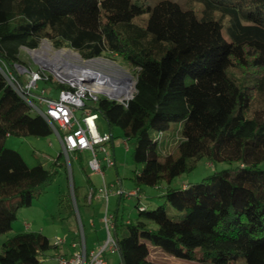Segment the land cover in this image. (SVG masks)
<instances>
[{
  "label": "trees",
  "instance_id": "16d2710c",
  "mask_svg": "<svg viewBox=\"0 0 264 264\" xmlns=\"http://www.w3.org/2000/svg\"><path fill=\"white\" fill-rule=\"evenodd\" d=\"M189 1L201 3L200 15L171 0H0V238L66 165L61 152L50 168L29 167L6 146L8 136L53 133L2 71L25 65L23 47L48 40L83 59L116 56L133 74L128 102L100 96L95 109L111 134L117 127L133 141V159L142 165L132 178L138 193L170 185L202 159L231 165L200 183L168 187L155 209L139 204L135 222L119 225L117 210L121 263L152 264L154 246L203 264H264V0ZM144 14L140 25L135 19ZM173 122L182 124L183 140L160 151L151 131ZM88 184L94 198L97 188ZM72 192L78 203L75 185ZM168 206L182 218H169ZM52 248L58 250L41 232L17 233L2 242L0 264H41Z\"/></svg>",
  "mask_w": 264,
  "mask_h": 264
},
{
  "label": "rangeland",
  "instance_id": "374dc122",
  "mask_svg": "<svg viewBox=\"0 0 264 264\" xmlns=\"http://www.w3.org/2000/svg\"><path fill=\"white\" fill-rule=\"evenodd\" d=\"M133 1L143 5H154L161 0ZM171 1L183 5L185 8L194 9L197 11L198 15L201 14V3H190L189 0ZM148 18L149 14H144L136 18L135 21L140 25H144ZM45 42L46 41H43L38 48L42 54L46 51V47H51L52 51H61L59 55L66 60L80 58L77 52H71L69 49H55L50 42H48L49 44H44ZM44 56L50 57L46 54H44ZM21 59L25 64L31 63V66H34L31 62V56H29L24 49H22L21 52ZM106 59L113 60L115 62L114 64H117V66L119 65V69L126 70L127 73L134 77L129 68L120 62L116 56H108ZM113 70H115V68H113ZM50 72L52 73V71ZM51 80L52 81H40L38 89H35L33 92L35 94H40L43 89L49 90L50 87H52L48 96L58 97L60 90L57 87L58 81L55 79V76H52ZM23 81L25 82V78H23ZM41 109L44 110L45 107L42 105ZM31 114L35 115L36 112L34 111ZM76 115L78 118H81L83 116V111H77ZM97 123L101 133L111 132L104 117L101 116ZM112 134L114 137L113 145L110 144L108 150L109 153L114 156L116 166L108 167L104 162L102 163L104 180L100 175L91 172L88 165V161L91 158L90 152L71 153L70 164L66 160V155L64 153L66 165L57 167V173L54 179L45 187L42 194L34 198L30 206L21 208L18 211L17 219L12 226V231L0 238V250L4 240L17 233L26 232V230L41 232L49 238L52 245H55L58 239L66 241L65 244L58 247V250L52 248L47 251L42 257L41 264H57L58 255L72 254L75 249L69 247L71 241L81 243L84 239L88 250L99 249L105 245L108 239V232L103 223L106 201L104 198L99 199L98 197L94 198L92 203L84 201L89 189L88 182L89 180L92 181L97 189L101 188L105 182L108 186H115L114 189L110 188V191L121 189L127 193L136 189L132 178L136 171L142 169V165L136 164L133 159V141L128 140V145L126 147V138L120 128H114ZM151 136L157 137L160 151L170 153L183 140L182 124L180 122H173L170 124L169 129L164 132L159 133L151 131ZM6 146L18 151L29 167L41 163L45 167L50 168L57 156L63 152L61 143L54 132L48 137L8 136L6 139ZM99 158L102 160L103 154L99 153ZM230 166L231 165L227 163L212 164L206 159H202L198 162L197 167L193 171L176 177L170 185L164 183L159 189L146 186L142 187V191L139 194L140 197L124 196L119 200V196L110 195L109 210L114 213L118 210L119 225L129 221L135 222L139 218V204L146 205L148 209H155L165 203L162 194L168 187L181 188L184 184L193 185L200 183L205 177L214 172L229 168ZM261 167L264 168V163L261 164ZM73 185L78 189L79 202L77 205L74 204L72 192ZM167 215L171 219L179 220L182 218L183 212H179L171 206H168ZM150 228L156 229L157 226L152 223ZM112 234H114L113 231ZM151 249H157L150 254L152 264H203L198 261L195 262L176 258L167 254L159 247L152 246ZM104 256L108 264H122L119 253L105 252ZM239 264H243V260H240Z\"/></svg>",
  "mask_w": 264,
  "mask_h": 264
},
{
  "label": "built area",
  "instance_id": "2783aa9c",
  "mask_svg": "<svg viewBox=\"0 0 264 264\" xmlns=\"http://www.w3.org/2000/svg\"><path fill=\"white\" fill-rule=\"evenodd\" d=\"M44 41H46L44 44H49L48 40ZM22 49L31 56L34 66H31V63L16 65L15 72L6 67L2 71L7 82L33 111L50 123L68 163L71 162V153L90 152L91 158L88 165L91 172L100 175L104 180L102 163L104 162L108 167L116 166V160L108 150L109 145H113V134L99 131L97 122L101 115L95 107L101 95L120 103L128 102L134 93V77L126 70L119 69V65L117 66L113 60L106 57L83 59L79 55V59L66 60L59 55L61 51H52L51 47H46L43 54L38 48L23 47ZM50 76H55L59 84L67 87L60 89L56 98L48 96L52 87L49 90L43 89L40 94H35L33 91L38 89L40 81H52ZM117 90L130 92V96L119 97L114 94ZM42 105L45 107L44 110L41 109ZM79 110L83 111L81 118L76 115ZM125 144L127 147L128 142L126 141ZM99 153L103 154L102 160L99 158ZM112 187L113 185L108 186L104 182V185L97 189L98 197L106 201L103 223L108 232V239L105 245L99 249L88 250L84 239L81 243L71 241L69 247L75 249L74 252L70 255H58L57 264H108L104 256L105 252L119 253L117 238L115 234H112L115 227V215L109 210V198L110 195L134 197L139 193L136 189L127 193L121 189L110 191ZM92 197L93 190L89 196V203ZM74 204L77 205L75 200ZM65 243V240L58 239L55 246L60 247Z\"/></svg>",
  "mask_w": 264,
  "mask_h": 264
},
{
  "label": "crops",
  "instance_id": "0c3cea01",
  "mask_svg": "<svg viewBox=\"0 0 264 264\" xmlns=\"http://www.w3.org/2000/svg\"><path fill=\"white\" fill-rule=\"evenodd\" d=\"M91 183L94 185V183L91 181ZM94 187L96 188V186L94 185ZM112 188H115V186L113 185V187ZM92 190H94L93 188H89L88 189V193L86 194V195H88V197H87V200H86V202H88L89 203V196H90V193H91V191ZM140 194V193H139ZM113 196H116V195H113ZM73 197H74V195H73ZM96 197H98V194L97 195H95V197L94 198H96ZM137 197H140V195H138ZM93 197H92V199H91V202L90 203H92V201H93V199H94ZM99 198V197H98ZM120 198V197H119ZM99 199H102V198H99ZM74 200H75V198H74ZM120 200V199H119ZM114 213V212H113ZM115 214V213H114ZM26 228H28L27 226H25ZM26 232H28V230H26ZM155 250H157V249H151V253H152V251H155Z\"/></svg>",
  "mask_w": 264,
  "mask_h": 264
},
{
  "label": "bare ground",
  "instance_id": "6f19581e",
  "mask_svg": "<svg viewBox=\"0 0 264 264\" xmlns=\"http://www.w3.org/2000/svg\"><path fill=\"white\" fill-rule=\"evenodd\" d=\"M62 55H64V54H62ZM114 94L119 96V97H123V98L130 96V92L118 91V90Z\"/></svg>",
  "mask_w": 264,
  "mask_h": 264
},
{
  "label": "water",
  "instance_id": "95a60500",
  "mask_svg": "<svg viewBox=\"0 0 264 264\" xmlns=\"http://www.w3.org/2000/svg\"><path fill=\"white\" fill-rule=\"evenodd\" d=\"M135 85H136V81H135ZM134 91H135V86H134ZM132 97H133V95H132Z\"/></svg>",
  "mask_w": 264,
  "mask_h": 264
}]
</instances>
